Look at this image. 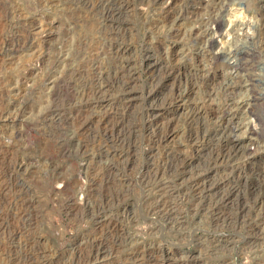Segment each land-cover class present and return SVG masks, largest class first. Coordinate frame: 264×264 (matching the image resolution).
<instances>
[{"label":"rangeland","instance_id":"rangeland-1","mask_svg":"<svg viewBox=\"0 0 264 264\" xmlns=\"http://www.w3.org/2000/svg\"><path fill=\"white\" fill-rule=\"evenodd\" d=\"M75 1L0 0V180L5 181L4 184L0 181V264H29L32 260V264H150V259L161 261L163 252L173 264L186 260L191 264H264V221L256 215L255 209H249L250 215L242 225L240 222L215 223L203 215V208L196 211L192 200L188 199L179 205L177 219L167 220L148 210L139 185L151 160L162 159L161 155L164 156L167 149L193 160L191 170L183 173L182 180H178L180 183L184 181L190 185L194 179L200 182L207 175L206 179L210 180L211 175L217 178L230 172L222 163L218 168L212 165L215 172H202L191 178L192 173L199 171V163L195 161L191 147L183 140L182 121L188 104L194 103L199 96V86L197 91L190 93L187 102L179 101L167 107L161 101L162 97H168L178 81H184L198 71L195 75L198 74L200 80L203 76L208 77L211 82L204 85L208 88L212 86L211 92L215 91L209 106L218 108L219 92L226 83H231L234 73L222 61L209 60L206 52L200 54L198 50L204 39L200 40L201 37L191 32L195 26L192 20L196 14L200 17L207 13L209 0H197L192 8L194 13L189 12L187 18L180 19L182 7L187 3L185 0H127L120 15L124 18L120 31L114 32L111 28L112 33H116L113 35L115 40L108 37L106 29L116 25L110 20L99 21L97 0H90L93 4L84 0L85 7L82 0ZM222 1L226 5L223 7L226 13H223L222 41L228 42L234 37V44L240 45L238 49L241 53L237 58L240 56L241 70L238 76L248 81L240 86L241 91L235 93L237 102L248 100V104L241 110L233 109L237 112L236 122L239 125L234 135L241 145L249 147L250 140H254L257 134L258 137L264 135V128L260 130L262 133L257 132V122L261 120L264 126V49L255 44L256 36L253 35V40L248 36L256 31L257 14L264 9V0ZM88 2L92 6L87 5ZM245 34H248L247 38H244ZM111 40L112 43L126 45L122 56L125 59L129 57L134 67L131 68L134 73L131 100H125H129V104L124 109L114 103L116 93L107 92L103 108H98L100 112L96 108L92 110L90 124L81 129L78 125L82 113L80 101L85 102L89 91L85 90L91 78L88 77L91 70L86 69L93 64L92 68H97L96 73L101 71L97 74L104 73L105 78L112 76L115 55L107 52V48L112 46ZM157 61L161 64L153 68ZM165 61L171 65L164 68ZM74 68L83 69L84 73L74 76L72 80L75 82L72 83L76 86H70L69 94H66L68 97L61 96L57 100L53 84L56 77ZM201 73L204 74L200 76ZM67 75L70 73L67 72ZM205 86L202 84L201 89ZM215 94L218 96L214 97ZM150 97L153 99L150 100ZM114 108L119 113L127 112L124 118L135 126L134 150H131L132 154H126V158L121 156L123 154L115 156L113 149H107V146L102 151L97 149L102 142L98 136V117L103 111L114 112ZM53 111H56V116L51 114ZM148 126L156 129L169 126L173 129L165 141L167 146L163 142L154 147L147 142ZM210 128L213 126L210 125ZM253 128L256 131L254 138L251 134ZM241 161L229 176L237 190L230 201V205L235 207L240 206L244 199L251 202L255 194L264 189V143L257 153ZM116 162L124 165V170H119V178L112 180L116 184L102 181V185V177H96L91 202L88 200L91 211L89 208L74 207L72 201L82 197L79 196L82 195L79 188L87 186L88 180L97 172H102L108 163L115 165ZM13 169H17L16 174ZM7 173H11V177ZM6 184L9 189L3 191ZM118 187L126 193L122 202L120 200L117 204V220L112 224L107 218L95 221L92 207L103 195L116 193ZM100 247L103 250L95 260L94 254ZM150 250L159 251L151 258ZM40 257L44 263H39L42 260Z\"/></svg>","mask_w":264,"mask_h":264},{"label":"bare ground","instance_id":"bare-ground-1","mask_svg":"<svg viewBox=\"0 0 264 264\" xmlns=\"http://www.w3.org/2000/svg\"><path fill=\"white\" fill-rule=\"evenodd\" d=\"M88 1H90V0H88ZM185 1H187V3L184 7H182V11L179 14L180 15L179 19H180V17L183 18L185 16H186L185 18H187V15L189 14V12L190 13L193 12L192 8L195 5V3L197 2V0H185ZM83 2H84V0H82V3ZM126 2H127V0H97V2H95V3H97V8L100 11V17L98 16L99 21L100 20L101 21H107V20L109 21L110 20L111 22H114V24L116 25L115 27H113V25H111L110 27L107 26V29H106V30H108V37H110L113 40H115V37L113 35H115L116 33L115 34L112 33V29H113V31L114 30L120 31V26L124 20V18L122 19L120 17V15H122L121 12H123L122 9H124ZM224 2L222 0H220V1L219 0H209L208 5L210 4V6L208 7L207 11L205 10L207 13H203L204 15H202V16L199 15L200 17H198V15L196 14L194 19L193 20L191 19L192 22L195 24L193 29H191L192 34L193 35L196 34L198 37H201L200 40L204 39L203 44L201 43L202 47H200V50H198L199 53L201 54V53L206 52L205 55L208 57L209 60H213V62L222 61L225 64V66L230 68V70H231L230 72L234 73L233 77L230 76L232 79L231 83H228V84L226 83V85H224L222 87V89L220 88L221 89V91L219 92L220 104L217 105L218 108H212L209 106L208 102L209 101L211 102V100H212V96H213L212 92L214 91V89L211 92L210 88L212 87L211 86L212 84L211 85L209 84L211 86L209 88L204 85L210 81V79L208 77L203 76V77H201V80H200L199 76L197 77L198 74L195 75L198 71L194 75L188 76L187 79L185 78L184 81H178L177 84H175L171 88L172 91H169L170 93H169L168 97H164V98L162 97L161 101H162V105L167 106V107L174 106L179 101L185 102L186 99L189 98L190 93L191 94L194 93L195 90L198 89V86H199V89H198L199 90V96L198 97L196 96V99L194 98L195 99L194 103L188 104V106H187L188 110L186 111L185 116H183L184 121H182L184 124V131H183V138L184 139L183 140L187 146L191 147L192 154L195 155V161H197V163H199V167H198L199 171L197 173H194V174L192 173L191 178L195 177L196 175H199L202 172L209 174L210 171L215 170V168L213 166L218 168V165H220L222 163H224L230 169L229 170L230 172L228 173V171H227L226 174L219 172L223 175H219L217 178H215V177H213V175H211L210 180H207L208 178L206 179V177H208V175H207L200 182H197V180L194 179V181H191V183L189 185V184H186L184 181H181L182 183H180V182H178V180H182L183 173L191 170V168H192L191 165H193L192 159H188V158L186 159V157H182L178 152H175L171 149H167V151L164 152V156L161 155L162 159H159V161H156L158 163H156L155 161L153 162V160H151V163L150 164L148 163L149 165L147 166L145 172L141 176L139 185L141 186L140 189L142 192V197L147 201L146 203L148 204V206H147L148 210L151 211L152 213L160 214L163 217V219L165 218L167 220H172V219L176 218L178 213H179V211H178L179 205L182 202H184V200L191 199L192 204L195 207V210L198 211L200 208H203V211H204L203 215H206V217L208 219H210L211 221H213L215 223L225 222V224H226V222L227 223L240 222L242 225V222L246 219L247 216L250 215L249 214L250 208L255 209L257 212V214L256 213L255 214L260 216L261 220L264 221V189H262L258 193H256L255 196L251 199V202L249 199H244V201L241 203L240 206L235 207L233 205L235 207L234 208L233 206L230 205L231 204L230 203L231 196L233 195L234 191L237 192L235 185H233L234 182L232 183V181L229 177L230 173L233 172V170H235L241 164V162H242L241 160H244V158H249L259 151L262 144L264 143V135L263 136L259 135V137H258V134L256 135L255 128H253L251 130V134H253V138H254V134H255L256 138L254 140H250L251 146H249V147L246 146L247 144L241 145V142L234 135V131L236 130L237 126H239V125L236 122L237 112L234 111L233 109L241 110L246 104H248V100H244V101L241 100V101L237 102L235 99V95H236L235 93L238 90L241 91L240 90L241 87L244 84H246V82H248V81H245L240 76H238V72L241 70V65H240V60H239L240 56L238 57L239 59L237 58V56L240 55L239 53H241L238 49V46H240V45L236 46L234 44V39H235L234 37H231V41L230 40L228 42L222 41L223 40L222 36L224 35V34H222V27L225 24V18L223 17V13L225 11L223 12V7L225 8V6H226L224 4ZM90 3L93 4L91 1H90ZM183 3H184V1H183ZM88 4H89V2L87 3V5ZM77 6H79V5L77 4ZM90 6H92V5H90ZM202 6H204V5H202ZM84 7H85V2H84ZM97 8H96V10H97ZM88 9H90V8H88ZM93 9H95V8H93ZM193 13H191V14H193ZM191 18H193L192 15H191ZM252 18H255V17L253 16ZM176 19H177V17H176ZM96 20H97V18H96ZM256 24H257V27L255 28V30H256L255 33H253L252 35H248V34L247 35L249 36V39H252V40H253V35L256 36V37H254V39H256V41L254 40L256 42L255 44H258L259 48L264 49V9L262 11L258 12L257 18H256ZM237 26H239V25H237ZM170 27H171V24H170ZM118 31H116V32H118ZM229 35H230V33H229ZM247 35L245 34L244 38H247L248 37ZM237 40H239V39H237ZM252 40H250V43ZM27 41H29V40H27ZM99 42H101V41H99ZM104 43H102V44H104ZM110 44L112 46H111V48L110 47L107 48V50H108L107 52H109V53L112 52L113 55H115V59L113 58L114 59L113 64H115V66L114 65L112 66V67H115L114 68L115 71L113 70V74L111 77L108 76L109 78H105L103 76L104 75L103 72H102L103 75L97 74L99 72L101 73V71L98 70L99 72L96 73L97 68H92L93 64L89 65L91 63L90 61H89L90 62L89 64L87 63L90 68L86 69V70L87 71L91 70V72H90L91 75H88V77L91 76V78H90V82L88 83L89 86L85 90V91L89 90L87 92V97L85 96L86 97L85 98L83 96L85 98V102H82V100L80 101L82 113H80L81 114L80 118H78V117L77 118L80 119V121L78 120L80 122L78 125L81 127V129H84V127H86V125L88 123L90 124L89 119L91 118L90 116L93 113L92 110L94 111L95 108L98 109V108L103 106V103L105 102L104 97L107 96V92L114 91L116 93V95L114 93L115 96L113 95L114 101H115L114 103H116L117 105L120 104L124 109L127 108V105L129 104L128 101L131 100L130 99V92L132 91V84L134 81V73H132L131 68L133 66L131 65L130 58L129 57L127 58V56H126V59H125V57L123 58V56H122V54H123L122 51H124V46H126V45L123 46L122 43H118V42L116 43L115 41L112 43V40L110 41ZM239 48H241V47H239ZM125 50H126V48H125ZM205 55L203 57H205ZM243 55H244V53H243ZM111 57H112V55H111ZM159 63L161 64V62H158V61L154 62V64L152 63L153 68L159 67L158 66ZM88 65H86L87 68H88ZM170 65L171 64L168 61H165V62H163L162 66H164V68H165V67H168ZM81 67H83V66H81ZM69 70H71V71L67 70V72L70 73V75H67V72L63 71L62 73H60V75L58 77H56L55 83H53L55 86L54 90L56 88V94L55 95H56L57 100H59V98L61 96H65L64 98H66V96H67L66 94H69L68 89L70 88L71 85H74L72 83V82H75L72 80L74 78V76L75 75L79 76L81 73H84V72H82L83 69L82 70H80V69L76 70L74 68V69H69ZM88 74H89V72H88ZM203 74L201 73L200 76H202ZM231 75H233V74H231ZM81 76H82V74H81ZM84 77H85V75H84ZM106 77H107V75H106ZM248 78H249V76H248ZM83 79H82V81H83ZM250 80L252 81V79H250ZM84 81H85V79H84ZM251 81H249V82H251ZM86 83H83V84H86ZM202 84H203V86H205L204 89H201ZM247 84H249V83H247ZM74 86H76V85H74ZM48 89H49V87H48ZM73 89H74V87H73ZM200 89L202 90L201 92H200ZM74 91H75V89H74ZM149 93H150V90H149ZM238 93H240V92H238ZM217 94H215L214 97ZM81 95H82V93H81ZM83 95H84V93H83ZM196 95H198V93ZM108 97H111V99H112V96H108ZM214 97H213V99H214ZM256 97L257 96H255L254 99H256ZM75 98H77V97H75ZM258 98L260 99V97H258ZM81 99H82V97H81ZM127 99H129V100L127 102H125V100H127ZM152 99H153V97H150V100H152ZM68 101H71V100H68ZM50 102H48V103H50ZM54 102H56V101H54ZM75 103H77V102H75ZM114 103H113V105H114ZM152 103H153V101H152ZM150 104H151V102H150ZM51 106H53V105H51ZM67 106H66V108H67ZM50 108L51 107H49V109ZM56 108H59V107L57 106ZM56 108H54V109H56ZM148 108H149V106H148ZM152 108L153 107H151V109ZM151 109L149 110L150 112L152 111ZM108 110H110V109H108ZM117 110H118L117 108H114V112L112 110V113H108L109 111L104 112L102 109L103 112L101 111L102 113H100V115L98 117L99 120H97L99 123L98 128H97L98 133H99L98 136H100L99 139H101L102 142L100 143L99 146L97 145L99 147L97 149L98 150L101 149L99 151H102V148L104 146H107V149L108 148L113 149V152H115L113 154H115V156H116V154H117V156H119L121 154H123L121 156H125L126 154L128 155L129 153L132 154L131 150L133 149L134 143H135V141L133 140V136H134V132H135V126L130 120H127L126 118H124L123 115H125L127 112H125V113L120 112L119 113ZM69 111H70V108H69ZM95 112H96V110H95ZM99 112H100V110H99ZM50 113H49V115H51V114L53 116L57 115L56 111H53L51 114ZM76 114L78 115V113H76ZM149 114H151V113H149ZM57 117H59V114ZM256 117H258V116H256ZM45 119H46V117H45ZM54 119H56V118H54ZM258 120H259V118H258ZM78 121H76V122H78ZM257 123L259 126V130L257 129V132L260 130L262 131V128H264V126L262 125L261 120ZM210 125H212L213 128H210ZM160 128L156 129V128H152L151 126L150 127L148 126V128L146 130V138L148 140L147 142H149L154 147L160 146L163 142L165 144V141L170 137L171 133L173 132L172 131L173 129H171L169 126L166 127L165 129H162V128L160 129ZM251 128H249V129H251ZM63 138H64V136H63ZM134 138H135V136H134ZM69 139H70V137H69ZM60 148H62V147H60ZM105 149H106V147H105ZM161 154H162V152H161ZM192 154H190V155H192ZM90 155L92 156V154H90ZM190 155H189V157H190ZM159 156H160V154H159ZM125 158H126V156H125ZM151 159H153V158H151ZM156 159H158V158H156ZM12 165H13V163H12ZM12 165H10V166H12ZM195 166H197V165H195ZM3 167H5V165ZM12 168H14V166ZM102 170H103L102 172L100 171L101 174H100V172H97L95 175H93V178L88 180L89 182H88L87 186H85V187L81 186L79 188V192L82 191V195H79V196H82V197L80 199H78L77 201L76 200L72 201L71 204H73L74 207L86 208L85 210H87L90 207L89 205H91V203L90 204L88 203V200L91 202V200H90L92 197L91 196L92 195L91 190L93 189V187L96 184V177L97 178L99 176L102 177V179L100 180L101 184H102V181H105V182L107 181L108 183H110L112 180H114L115 177L120 175V174H118L119 170H122V171L124 170V165H121L120 163H117V162L115 165L108 163L105 168L103 167ZM13 171H14V169H13ZM16 171H17V169H16ZM16 171H14L15 174H16ZM253 171H254V169H253ZM7 174H9V173H7ZM10 174H9V176H10ZM256 175H257V173H256ZM117 178H119V177H117ZM16 181H14V182H16ZM2 182H3V180L1 181V183ZM4 182L2 184H4ZM112 182H114V181H112ZM7 184H6V187L4 189L2 188L3 191H6L7 189H9V185L7 186ZM115 184H113V185H115ZM117 184H118V182H117ZM120 186H121V184H120ZM109 187H112V185H110ZM115 187H116V185H115ZM243 192H244V190H243ZM9 193H11V192H9ZM108 193L110 194V192H108ZM125 193L126 192L122 187H118V189H116V193H112L110 195L107 194L106 196L103 195L101 199L99 198L100 200L98 202L95 201L97 204L94 203L96 206L92 207L94 209V211H92L93 219H95V221L100 222L101 220L107 218L111 222V224L114 223L117 220V217L119 215V213L117 211L118 209H116L117 204L122 199V197L124 196ZM178 194H181V195H178ZM15 197H17V196H15ZM19 200H20V198H19ZM25 200H28V199H25ZM29 201H31V199ZM93 201H94V199H93ZM121 202H122V200H121ZM26 205H28V204H26ZM89 210H90V208H89ZM221 224H223V223H221ZM106 230H107V228H106ZM108 230L110 231V229H108ZM11 236L13 237L14 235L11 234ZM104 239H106V238H104ZM102 250H103L102 247H100L95 252V254H94L95 260H97L96 258L101 254ZM158 251L150 250L149 254H150L151 258H153V255L155 253H157ZM161 257H162V259L160 258L161 261H156V260L153 261L150 259L149 263L150 264H173L172 262L171 263L169 262V261H171V259L166 254H164V252L162 253ZM40 258L42 259V257H40ZM35 261H36V259H35ZM32 262H33V260H32ZM32 262L29 264H32ZM42 262H43V259L40 260L39 263H42ZM183 263L184 264H191V262L189 260H186L185 262H182L181 264H183Z\"/></svg>","mask_w":264,"mask_h":264}]
</instances>
